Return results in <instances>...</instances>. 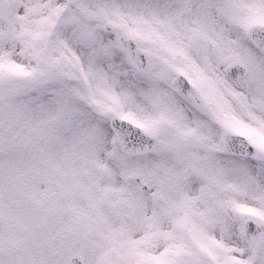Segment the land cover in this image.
I'll return each mask as SVG.
<instances>
[{
  "label": "snow or ice",
  "instance_id": "6c2138e0",
  "mask_svg": "<svg viewBox=\"0 0 264 264\" xmlns=\"http://www.w3.org/2000/svg\"><path fill=\"white\" fill-rule=\"evenodd\" d=\"M0 264H264V0H0Z\"/></svg>",
  "mask_w": 264,
  "mask_h": 264
}]
</instances>
